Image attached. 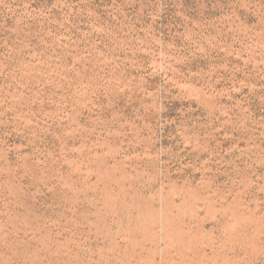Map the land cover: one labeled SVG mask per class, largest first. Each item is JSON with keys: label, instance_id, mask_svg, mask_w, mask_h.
<instances>
[{"label": "rangeland", "instance_id": "rangeland-1", "mask_svg": "<svg viewBox=\"0 0 264 264\" xmlns=\"http://www.w3.org/2000/svg\"><path fill=\"white\" fill-rule=\"evenodd\" d=\"M0 264H264V0H0Z\"/></svg>", "mask_w": 264, "mask_h": 264}]
</instances>
